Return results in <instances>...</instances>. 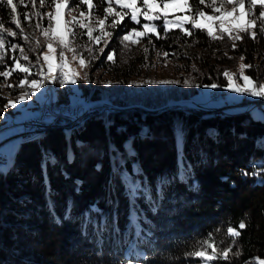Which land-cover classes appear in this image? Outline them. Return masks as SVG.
Masks as SVG:
<instances>
[{
  "label": "trees",
  "instance_id": "obj_1",
  "mask_svg": "<svg viewBox=\"0 0 264 264\" xmlns=\"http://www.w3.org/2000/svg\"><path fill=\"white\" fill-rule=\"evenodd\" d=\"M14 2L18 13L34 11L31 0H24L27 7L19 6L20 0ZM94 3L98 7L93 17L102 16L100 0ZM72 7L76 8V4ZM113 8L119 10L114 4ZM36 9L46 13L49 7L40 9L36 0ZM82 10L87 13L86 6ZM0 18L16 30L6 6H0ZM19 18L23 21L22 16ZM35 23L33 16L32 24ZM42 23L46 27L47 19ZM153 23L161 38L149 34L141 39L140 46L142 51L148 48L146 55L176 63L170 80L148 78L151 83L145 84L147 79L136 88L120 82H99L97 77L86 83L93 78L86 71V81L77 78L75 83L78 92L74 101H79L90 115L78 125L65 120L74 148L73 161L85 152L79 146L96 136L93 126L105 140L104 151L96 158L101 165L108 163V170L95 190L89 188L80 169L75 166L72 170L71 163L63 157L62 126L24 136L35 135L24 140L26 149L15 156L18 158L13 159L9 169L0 172V264H8L3 242L8 234L12 243L7 255L21 264H194L198 258L186 253L210 234L218 247L230 246L232 253H239L230 254L227 260L231 264L264 260V118H253L247 110L233 114L223 110V117L215 115L214 110L203 114L194 110L201 107L193 102L203 86L218 85L209 87L210 92L227 84L224 70L238 77L241 64L253 66L245 70V75L258 83L264 81V44L257 42L261 36L259 25L255 40L245 35L233 41L227 36L213 40L200 30H192L194 34L190 36L179 29L165 34L160 27L162 21ZM133 26L126 17L114 34ZM24 27L30 35L28 41L20 36L7 39L28 52L35 74L37 51L28 49H35L34 38L39 30L26 22ZM185 27L191 28L189 24ZM13 54L20 56L19 50H9V67ZM4 70L0 66V72ZM24 75L0 77V127L14 112L13 107L4 105L21 91L32 92L30 87L5 86L18 85ZM51 85L54 90L49 101L69 102L68 85ZM106 88H114L115 92H105ZM44 94L41 88L40 99L32 98L31 105L23 100L20 106H39ZM246 99L242 96L236 103L241 105ZM34 112L22 119L39 114ZM65 115L62 114L64 119ZM13 123L10 119L8 125ZM163 127L168 130V138L160 135L162 139L155 142L153 129ZM2 157L0 166L5 160ZM91 165L97 167L98 161ZM129 208L135 212L137 227L128 221ZM241 221L246 224L243 229L239 228ZM230 226L240 235L230 237ZM130 241L139 252L131 251V246L125 249Z\"/></svg>",
  "mask_w": 264,
  "mask_h": 264
},
{
  "label": "snow or ice",
  "instance_id": "obj_2",
  "mask_svg": "<svg viewBox=\"0 0 264 264\" xmlns=\"http://www.w3.org/2000/svg\"><path fill=\"white\" fill-rule=\"evenodd\" d=\"M119 5V10H114L113 4ZM142 8L138 6V0H100V7H102V16L97 15L93 17V10L98 7L94 0H39L40 9L45 6L52 10L44 13L36 9V0H31L33 12L18 13V4L14 0H0V6H6L11 10L12 19L11 24H14L15 29L5 25V22L0 18V66L4 67V71L0 72V77L7 79L13 73L25 74L23 78L18 80V85L7 84L6 87L14 88L20 86L21 88L30 87L32 92L21 91L16 100H9L4 105L5 108L15 107L20 101L28 100L32 94L38 92L46 82L59 81L60 85L75 84L77 82V73L68 67L65 57V50L72 52L74 59L78 58L81 67L90 66V61L83 58L80 48L84 47L93 59L99 57L93 55L94 45H99L103 41L105 48L109 46V41L112 39L114 30L122 27L125 18H129L134 26L131 29L124 28V34L120 39V43L125 50H130V45H137L142 38H146L149 34H154L156 39H160L161 35L157 30V25L153 21H162L160 27L163 32L167 34L172 29H179L183 34L193 35L192 30H200L213 40L223 39L227 36L233 41L242 40L245 35L250 36L253 40L257 38L258 31L264 34V0H139ZM72 4H76V8H72ZM107 6H104V5ZM19 6L27 7L24 0H20ZM86 6L87 13L82 10ZM206 7L211 11L206 12ZM230 6V7H229ZM260 6L258 16H254L255 9ZM184 10L186 15H173L170 18L169 9ZM65 9L69 11H79V18L72 16L71 19H64L63 13ZM126 10V11H125ZM23 17V21L19 18ZM33 16L36 23L33 25ZM141 17L144 22L141 24ZM47 19V26L43 25L44 19ZM111 23H108V20ZM24 22L35 30H39L40 35L45 38V45L41 46L39 39L35 41V49H28V51H35L39 49L36 56L35 67L37 71L32 73L31 64L28 52L17 43H11L8 37L20 36L23 40L28 41L30 35L26 33ZM189 24L191 28H186ZM258 27V31L257 26ZM77 27L81 30V35H86L88 38V45L74 46L78 39L76 34ZM111 28L113 31L107 30ZM99 34H94V33ZM243 34V35H242ZM149 44L152 41L149 40ZM56 45L59 48V63H56V57L53 53L56 51ZM92 45V46H90ZM43 47L47 51H43ZM233 48L236 44L233 43ZM105 48H100L103 53ZM15 53L19 50L20 56L12 55L13 64L9 67L6 63L8 51ZM145 53L148 48L143 49ZM165 57L168 53H164ZM41 57L43 63H41ZM243 60L244 57L242 56ZM107 60L115 63V50L109 51ZM21 61L28 62L27 64ZM46 67V71H45ZM253 67L251 64H241L239 76L236 77L228 70L223 71V75L228 80L227 87L237 93H247L254 97H264V84H260L252 77L245 75V70ZM36 75L39 78H30ZM87 74H85V78ZM239 78L243 80V86L237 84L235 80ZM152 81H149L151 83ZM110 83V81H109ZM157 83H175V81H158ZM187 83V81H185ZM208 87L216 88L218 85L211 84ZM3 167H0V172H3ZM246 224L241 221L239 228L243 229ZM227 234L235 238L240 235V232L235 227H228ZM211 249V252L208 251ZM230 254L239 255V253H232L231 247H218L212 239L211 234L206 240H201L194 245L193 250L186 253L191 257L200 258L202 264H210L211 261L217 259H229ZM257 264H264V260H258Z\"/></svg>",
  "mask_w": 264,
  "mask_h": 264
},
{
  "label": "rangeland",
  "instance_id": "obj_3",
  "mask_svg": "<svg viewBox=\"0 0 264 264\" xmlns=\"http://www.w3.org/2000/svg\"><path fill=\"white\" fill-rule=\"evenodd\" d=\"M114 5H117L114 3ZM119 6V5H117ZM138 6L141 8L143 7L142 4L139 3L138 0ZM230 7V6H229ZM73 8V7H72ZM206 12H209L211 14V11L205 7H203ZM75 9V8H73ZM52 9L49 7L48 11L46 10V13L51 11ZM256 11L261 10L260 6L255 9ZM187 12L184 10H176L175 13H173V10L170 8L169 9V15L170 18L173 15L179 16V15H186ZM77 16L79 18V12L78 11H69L65 9L63 13V18L64 19H71L72 16ZM143 18V17H142ZM142 24L146 21H141ZM153 23V22H152ZM38 37L34 38L35 41L39 39L41 46L45 45V38L40 35V32L37 33ZM76 34L78 39L75 41L74 46H83V45H88V38L86 35H81V30L77 27L76 29ZM94 34H99L94 33ZM124 32H118L113 35L112 39L109 41V46L105 48V45L103 41L99 45H90L95 48V52L93 55L99 57L98 59H93L92 55L89 54V52L84 48H80V52L83 55V58L86 61H90V66L87 67H81L78 58L74 59L73 53L65 50V57H66V62L68 64V67L72 70H74L78 75L77 78L83 79L86 81V78L84 76L85 72L88 71L89 74L93 75V78L88 80L86 83H90L92 80L94 81L97 77L99 82H108L111 81L112 83L115 82H120L122 84H127L131 87H137L139 83L142 84L144 81H146L148 78H157L160 80H164L171 78L172 74H174V68L176 67V63L173 62L171 59H162L159 56H150L146 55V53L142 51V47L140 46V43L137 45H130V50H125L123 45L120 43V39L123 36ZM264 34H261L260 38H258L257 42L260 45H263L264 42ZM54 48H56V51L53 53V55L56 57V63H59V48L54 45ZM100 48H105L104 52L101 55V52L99 51ZM115 50V63L109 62L107 60V54L109 51ZM37 51L36 55L39 53V49L35 50ZM43 51H47L46 47H43ZM142 54V59L140 58ZM144 54V55H143ZM101 55V57H100ZM7 59V57H6ZM41 63H43L42 57H41ZM90 69V71H89ZM240 70V69H239ZM46 71V67H45ZM39 78V77H37ZM150 79H148L145 84L149 83ZM179 82H182V79L179 80ZM237 84H240L243 86V80L240 79V81H235ZM50 84L55 85H60L59 81H54V82H46L43 86L42 89L44 90L45 94L48 91V96L51 100V92L54 90V86H50ZM133 84V86H132ZM228 84V82H227ZM227 84L221 88V89H215L213 91H208L209 87L208 86H203L198 93L193 97V102L197 107H201V109L205 108L208 110H212V108L217 109L215 112V115H219L220 117L225 116L226 114H223V110L226 113L233 114L234 112H243L245 110L248 111V115H250L253 118H264V97H254L251 96L247 93H237L230 88L227 87ZM260 84H264V81L261 82ZM69 86L71 93L69 95V102H59V103H53L51 101L50 104L54 105L56 107H61V108H66V109H72L75 112L74 114L75 117L73 118L74 120V125L75 124H80L82 121L86 119V117L90 114H87V110L85 107H82L79 101H74L75 96L77 94V87L75 84H66ZM105 92H115L114 88H106ZM43 93V91H42ZM44 94V96H45ZM109 95V94H107ZM242 96H245L246 101L243 102L241 105L237 104ZM41 97V89L34 93L33 96H31L30 99L25 100L24 104H32V98L34 99H40ZM18 98V97H17ZM15 99H10V100H16ZM23 101V100H22ZM20 101L14 108V112L10 115V118L8 120V123L5 126L0 127V154L4 156L5 160L3 163L4 171L9 169L11 162L13 161L14 158H18L15 156H19V154L26 149V144L24 140L30 139L31 137L35 136H28V137H18L17 133L20 129V125H18L19 121L28 115H31L35 113L34 111L37 110L40 111V109L44 106H38L36 103V107H28L25 105L20 106ZM98 104V103H97ZM223 107V108H222ZM37 108V109H36ZM113 111V110H112ZM197 111V110H196ZM201 111V110H200ZM62 114H66L65 117L63 118ZM54 115H56V118H54ZM50 121L52 124H55L57 121L62 120L66 122L65 120H68L71 118V115H68L67 113H52ZM61 116V117H60ZM30 118V117H29ZM10 119L13 120V125H8ZM28 118H24L20 121V123ZM90 125H94L93 122H89ZM55 126V125H52ZM52 126H47V127H52ZM46 128V127H45ZM45 128H40L39 130L37 129L35 134H37V131L44 130ZM63 130V136L60 137L62 140L61 144V152L63 153V157L68 160L69 164L71 163L70 167L73 170L75 166L80 169L81 175H83V179L86 180V182L89 184V188L92 190H95L96 185L100 182L102 179L103 175L107 172V164L101 165L100 159L96 158L98 155L104 151L105 148V140L103 139V135L100 134V130L97 129V127L93 126L94 134L96 135L93 139H91L89 142H87L84 145H80L79 148L82 151H85L80 157H75L78 159L73 161V145L71 141L68 139V135L66 132V125L64 124L63 127H61ZM65 129V130H64ZM155 133V142L161 140L160 138H168V130L165 129L164 127L162 129H153ZM160 136V137H159ZM243 140V139H242ZM3 158V157H2ZM65 160V161H66ZM89 161L92 163V161H98V166H92L91 163L89 164ZM129 222H132L134 224V227H137V220H135V212L133 209L129 208ZM4 248H6V252L4 253V256L6 257V260L8 261V264H21L17 263L13 258L9 257L7 255V251L10 250V244L12 243V236L10 234L5 235L4 239ZM131 246V247H130ZM130 247L131 251H137L139 252L140 250L132 245V241L129 242L127 247L125 249H128ZM222 248V247H220ZM128 250V251H130ZM127 251V252H128ZM209 252H211V249H208ZM126 252V253H127ZM2 264V263H1ZM194 264H202L200 258L197 259V262ZM210 264H231V261H220V259L211 261Z\"/></svg>",
  "mask_w": 264,
  "mask_h": 264
},
{
  "label": "built area",
  "instance_id": "obj_4",
  "mask_svg": "<svg viewBox=\"0 0 264 264\" xmlns=\"http://www.w3.org/2000/svg\"><path fill=\"white\" fill-rule=\"evenodd\" d=\"M39 106H44V114L41 115L40 117L32 118L26 124L20 126L19 136L21 133H24L25 131L37 129L39 127H47V126H52V125L63 127L65 122L62 120H59L55 124H52V122L50 121L51 119L50 115H52V113H67L68 115H71V118L69 120L74 121L73 118L76 115L74 113L78 112L77 110L74 111L72 109H66V108H61V107H56L54 105H51L49 102L48 91L45 94L43 100L40 102ZM213 110L216 111L217 109H213ZM54 118L57 119L56 115H54ZM1 159H2V156L0 155V160Z\"/></svg>",
  "mask_w": 264,
  "mask_h": 264
},
{
  "label": "bare ground",
  "instance_id": "obj_5",
  "mask_svg": "<svg viewBox=\"0 0 264 264\" xmlns=\"http://www.w3.org/2000/svg\"><path fill=\"white\" fill-rule=\"evenodd\" d=\"M39 113V114H38ZM38 114V115H37ZM37 116H35V117H40L41 115H43L44 114V107H42L41 109H40V111H38L37 112ZM35 117H32V116H30V118H28V119H25V120H23L21 123L19 122V125L20 126H22V125H24V124H26L30 119H32V118H35ZM40 128H45V127H39V128H37L38 130L40 129ZM37 129H33V130H29V131H25L24 133H21L20 134V136L21 137H24V136H26V135H29L30 133H32V132H34V131H36ZM65 130V129H64ZM38 132V131H37Z\"/></svg>",
  "mask_w": 264,
  "mask_h": 264
},
{
  "label": "water",
  "instance_id": "obj_6",
  "mask_svg": "<svg viewBox=\"0 0 264 264\" xmlns=\"http://www.w3.org/2000/svg\"><path fill=\"white\" fill-rule=\"evenodd\" d=\"M194 110H201V113H203V114H205L209 111L208 109L206 110V109H197V108H194Z\"/></svg>",
  "mask_w": 264,
  "mask_h": 264
}]
</instances>
